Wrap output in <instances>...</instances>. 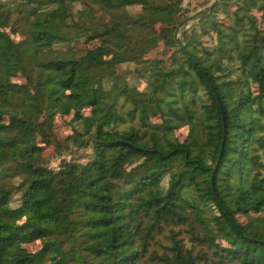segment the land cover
I'll use <instances>...</instances> for the list:
<instances>
[{
    "label": "trees",
    "instance_id": "trees-1",
    "mask_svg": "<svg viewBox=\"0 0 264 264\" xmlns=\"http://www.w3.org/2000/svg\"><path fill=\"white\" fill-rule=\"evenodd\" d=\"M75 1L0 0V264H145L170 225L210 264H264V0H218L183 47V0H82L74 18ZM70 147L91 153L46 165ZM169 232L163 264H198Z\"/></svg>",
    "mask_w": 264,
    "mask_h": 264
},
{
    "label": "rangeland",
    "instance_id": "rangeland-1",
    "mask_svg": "<svg viewBox=\"0 0 264 264\" xmlns=\"http://www.w3.org/2000/svg\"><path fill=\"white\" fill-rule=\"evenodd\" d=\"M213 0H183L182 2V7L184 11L180 15V22L185 19V17L195 13L196 11L200 9H204L207 7ZM84 5L82 4V0H77L72 3L71 5V13L74 18H76L77 12L80 9H83ZM208 13L209 11H205ZM255 15L259 18L260 12L254 11ZM198 17V16H197ZM197 17L193 18L190 21H187L182 27L185 26V28L189 27L192 23L197 22ZM219 17L223 18L225 21H227L226 17L219 13ZM257 18V19H258ZM259 21V19H258ZM179 22V23H180ZM178 23V24H179ZM177 24V25H178ZM176 30V38H180V30L181 28ZM9 32L11 33L12 37L14 38H19L20 37V29L18 27H11L10 25L7 26ZM82 38L78 40V42L72 43V46H75L80 49H84L85 47H91L95 41L91 42H82ZM209 41V40H208ZM160 47L152 50L149 53V56H155L157 54H160ZM133 67L132 63H123L118 67V73L122 74L126 80H128L130 83H137L139 85V88L141 89L144 85V83L137 81L134 77H131L130 70ZM69 120V116H64V117H58L55 120L54 124V131L56 134V137L58 139H62L65 136H67L70 133V126L67 123ZM176 136L179 139H184L186 135V126L181 127L175 132ZM52 149L48 150V156L46 158V165L49 168L57 169L59 164L64 160V159H73L75 161H85L88 155L91 153V150L87 147H70L69 149H63L58 153V151L51 152ZM13 200L11 202L12 206H15L17 204V200ZM254 215L260 214L264 215V208L256 210ZM243 219V218H242ZM170 230L173 232H178L177 238L180 240V243L183 244L185 249H190L193 255H197V262L198 264H210L208 259L211 257H214L213 253L207 247L206 245L199 244L195 242L191 234L189 232V227L186 225H180V226H175V225H170L166 226L165 229L155 235V238L153 239L151 245L149 246V250L145 255V264H163L165 261L166 256L164 253H167L168 256L171 255V251L167 249V247L171 246L170 239L168 238V235L170 234ZM25 248L29 250L36 249L38 247L37 243H30L27 245H24ZM203 255L206 256V259L200 258Z\"/></svg>",
    "mask_w": 264,
    "mask_h": 264
},
{
    "label": "water",
    "instance_id": "water-1",
    "mask_svg": "<svg viewBox=\"0 0 264 264\" xmlns=\"http://www.w3.org/2000/svg\"><path fill=\"white\" fill-rule=\"evenodd\" d=\"M217 2H218V0H213V1H212L207 7H205L204 9H200V10L196 11L195 13H193V14L187 16L185 19H183V20L177 25V29H179L180 27H182L187 21L192 20L193 18H195V17L201 15V14L204 13L205 11H210V10L213 8V6H214L215 4H217ZM177 41H178L179 45H180L181 47H183V44H182L181 39L178 38Z\"/></svg>",
    "mask_w": 264,
    "mask_h": 264
}]
</instances>
